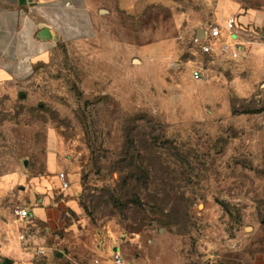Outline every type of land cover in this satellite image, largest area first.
<instances>
[{
    "label": "rangeland",
    "instance_id": "1",
    "mask_svg": "<svg viewBox=\"0 0 264 264\" xmlns=\"http://www.w3.org/2000/svg\"><path fill=\"white\" fill-rule=\"evenodd\" d=\"M120 2L90 0L93 39L0 78V238L52 191L90 259L248 264L264 255V78L242 53L201 54L217 0Z\"/></svg>",
    "mask_w": 264,
    "mask_h": 264
},
{
    "label": "crops",
    "instance_id": "2",
    "mask_svg": "<svg viewBox=\"0 0 264 264\" xmlns=\"http://www.w3.org/2000/svg\"><path fill=\"white\" fill-rule=\"evenodd\" d=\"M120 3L126 9L135 2L121 0ZM148 3L153 4L154 0ZM215 6L217 26L222 27L232 15L237 17L236 34L241 53L257 76L264 78V41L259 42L252 33L264 30V7L253 8L234 0H217ZM40 25L47 28L50 36H40ZM94 36L90 0H0V78L22 81L56 45L91 40ZM35 183L43 191L42 178ZM69 205L70 201L52 191L41 194L37 205L31 201L29 238L21 242L19 233L17 238H0V263L112 264V255H120L115 247L105 249L98 259L81 254L76 244V230L61 226ZM39 248L44 249L42 256L35 254ZM248 264H264V255L253 257Z\"/></svg>",
    "mask_w": 264,
    "mask_h": 264
},
{
    "label": "built area",
    "instance_id": "3",
    "mask_svg": "<svg viewBox=\"0 0 264 264\" xmlns=\"http://www.w3.org/2000/svg\"><path fill=\"white\" fill-rule=\"evenodd\" d=\"M238 28L237 17L232 15L227 18L223 26H212L206 30H202L196 36V43L199 46L201 54L206 56H229L231 59H236L241 54V45L237 42L236 29ZM244 31L247 28H242ZM253 36L259 42L264 41V30H253ZM196 79L200 77V73L195 71ZM60 181V190L66 191L69 188L66 176L61 173L58 176ZM15 216L17 222L22 225L19 230V240L26 241L29 238V210L23 208L16 210ZM37 256L44 254V249L39 248L35 251ZM112 264H123V260L118 253H114L111 257Z\"/></svg>",
    "mask_w": 264,
    "mask_h": 264
},
{
    "label": "water",
    "instance_id": "4",
    "mask_svg": "<svg viewBox=\"0 0 264 264\" xmlns=\"http://www.w3.org/2000/svg\"><path fill=\"white\" fill-rule=\"evenodd\" d=\"M40 28V36L41 37H47V36H50V33L49 31L47 30V28L44 26V25H40L39 26ZM201 32V31H200ZM199 33V32H198ZM21 98H23V96H21ZM2 264V263H0ZM5 264H7V262H5Z\"/></svg>",
    "mask_w": 264,
    "mask_h": 264
},
{
    "label": "trees",
    "instance_id": "5",
    "mask_svg": "<svg viewBox=\"0 0 264 264\" xmlns=\"http://www.w3.org/2000/svg\"><path fill=\"white\" fill-rule=\"evenodd\" d=\"M209 57H214V56H209Z\"/></svg>",
    "mask_w": 264,
    "mask_h": 264
}]
</instances>
